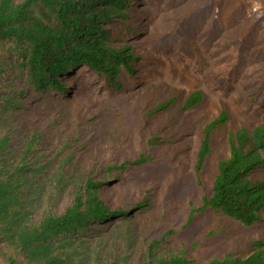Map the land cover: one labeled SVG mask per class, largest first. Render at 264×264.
<instances>
[{
	"label": "trees",
	"instance_id": "obj_1",
	"mask_svg": "<svg viewBox=\"0 0 264 264\" xmlns=\"http://www.w3.org/2000/svg\"><path fill=\"white\" fill-rule=\"evenodd\" d=\"M132 4L0 0V264H264V122L235 123L225 105L193 119L201 89L134 76L142 47L120 30L140 35ZM222 128L228 150L205 189ZM147 165L163 168L136 177ZM189 180L203 193L180 209ZM234 225L260 236L223 251Z\"/></svg>",
	"mask_w": 264,
	"mask_h": 264
},
{
	"label": "rangeland",
	"instance_id": "obj_2",
	"mask_svg": "<svg viewBox=\"0 0 264 264\" xmlns=\"http://www.w3.org/2000/svg\"><path fill=\"white\" fill-rule=\"evenodd\" d=\"M131 13L140 35L120 30L133 48L142 47L141 59L133 62L134 76L141 74L183 94L201 89L207 100L190 113L193 119L207 121L225 105L235 123L264 122V0H133ZM153 34L155 41H150ZM76 74L88 93L105 94L96 74L84 67ZM227 131L222 128L213 138V152L203 174L205 189L216 173L217 160L228 150ZM190 150L193 154L195 149ZM162 168L147 165L136 171V177H155ZM194 187L191 180L181 182L174 193L180 202L189 194L197 199L203 191ZM179 207L185 209V204ZM201 221L199 217L188 231L190 239L201 231ZM254 229L231 226L222 250L258 238L259 230Z\"/></svg>",
	"mask_w": 264,
	"mask_h": 264
}]
</instances>
